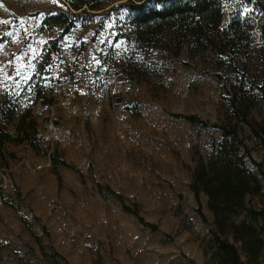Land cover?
<instances>
[{
  "label": "rangeland",
  "instance_id": "obj_1",
  "mask_svg": "<svg viewBox=\"0 0 264 264\" xmlns=\"http://www.w3.org/2000/svg\"><path fill=\"white\" fill-rule=\"evenodd\" d=\"M125 2L104 0L91 23L59 41L68 60L53 55L42 76L50 102L42 105L33 101L29 82L44 46L61 31L41 30V21L46 11L67 6L0 0V104L23 93L39 132L38 152L27 144L3 146L0 194L8 205L0 200V264H216L213 216L206 196L196 201L191 183L220 138L213 125L229 117L230 98L254 126L253 132L243 126L241 137L264 170V63L257 58L264 41L257 25L248 52H238L248 61L241 84L237 63V69L219 67L212 51L192 56L184 46L176 56L151 47L145 55L128 45V12L118 8ZM254 2L231 0V10L246 16ZM140 67L147 69L142 80L133 71ZM50 155L73 169L53 166ZM230 241L244 264H264V245L248 262Z\"/></svg>",
  "mask_w": 264,
  "mask_h": 264
},
{
  "label": "trees",
  "instance_id": "obj_2",
  "mask_svg": "<svg viewBox=\"0 0 264 264\" xmlns=\"http://www.w3.org/2000/svg\"><path fill=\"white\" fill-rule=\"evenodd\" d=\"M63 1L67 6L65 12L44 13L41 30L57 26L62 27V31L59 37L44 46L29 82L36 98H43L44 105L50 100L43 93L42 76L46 74L53 55L61 53L59 41L70 34L77 24L91 23L105 9L104 0ZM118 8L128 12V45L134 44L145 55L150 53L151 47L168 49L176 56L184 46L192 56L212 51L217 53L219 67L237 69V63V77L241 84L248 71V61L246 58H238V52H248V44L254 37L256 25L260 40L264 41V0H255L254 11L246 16L233 14L231 0H126ZM227 17H230L229 21ZM257 58L264 63L263 53ZM133 71L140 80L145 79L147 69L140 67L133 68ZM23 95L8 96L0 104V160L4 158L3 146L7 143L27 144L36 152L39 151L38 123L31 106L23 105ZM230 101L232 110L227 120L222 125H213L219 130L220 138L214 144L211 154L201 159L194 168L191 183L196 201L200 203L201 194L206 196L208 209L213 216L211 242L216 264H244L230 239L240 244L248 262H254L260 257L264 245V170L250 158L249 149L241 137L243 126L252 132L254 126L247 119V113L236 107L235 98H230ZM174 117L204 124L194 115ZM50 160L53 166L73 169L64 160H58L56 155H50ZM248 161L257 168V172L248 167ZM115 196L119 198V195ZM0 200L8 205L3 194H0ZM125 210L130 211L128 208ZM132 213L144 226L156 229L154 225L145 223L136 212ZM259 221H262V226H259Z\"/></svg>",
  "mask_w": 264,
  "mask_h": 264
},
{
  "label": "crops",
  "instance_id": "obj_3",
  "mask_svg": "<svg viewBox=\"0 0 264 264\" xmlns=\"http://www.w3.org/2000/svg\"><path fill=\"white\" fill-rule=\"evenodd\" d=\"M63 2H64V1H63ZM41 23H42V21H41ZM79 25H80V24H77L76 27L79 26ZM40 27H42V24L40 25ZM76 27H75V28H76ZM75 28H74V29H75ZM53 29H57V30L62 31V27H57V26H56V27H53V28L50 29V30H53ZM46 31H49V30H46ZM68 35H69V34H68ZM68 35H66V36H68ZM51 40H53V38H52ZM58 56L64 57V58H66V59L68 60L67 56H64L63 53L58 54ZM64 58H63V59H64ZM64 61H65V60H64ZM64 61H63V60H60L59 62H60V63H64ZM59 65H60V64H59ZM57 66H58V65H57ZM65 68H67V67H65ZM53 71H54L53 74H49V77H50L51 80H53L52 77L58 75L57 72H56V69H54ZM33 74H34V72H33ZM53 75H54V76H53ZM49 82H50V80H49ZM12 95L17 96V95H19V92L14 93V94H12ZM6 97H8V96H6ZM6 97H5V98H6ZM5 98H4V99H5ZM42 100H43L42 97L36 98V96H33V101L36 102V104H38V103H39V104H42ZM42 105H44V104H42ZM32 114H33V111H32ZM33 116H34V115H33ZM34 117H35V116H34ZM35 120H36V118H35ZM36 121H37V120H36ZM37 123H38V122H37ZM11 128L13 129V126H11Z\"/></svg>",
  "mask_w": 264,
  "mask_h": 264
}]
</instances>
